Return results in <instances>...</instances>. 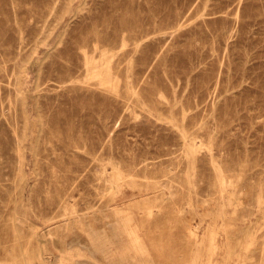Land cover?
I'll list each match as a JSON object with an SVG mask.
<instances>
[{"label": "rangeland", "instance_id": "1", "mask_svg": "<svg viewBox=\"0 0 264 264\" xmlns=\"http://www.w3.org/2000/svg\"><path fill=\"white\" fill-rule=\"evenodd\" d=\"M0 264H264V0H0Z\"/></svg>", "mask_w": 264, "mask_h": 264}, {"label": "bare ground", "instance_id": "2", "mask_svg": "<svg viewBox=\"0 0 264 264\" xmlns=\"http://www.w3.org/2000/svg\"><path fill=\"white\" fill-rule=\"evenodd\" d=\"M84 50V49H83ZM95 75V74H94ZM109 84V83H108ZM23 161V160H22Z\"/></svg>", "mask_w": 264, "mask_h": 264}]
</instances>
